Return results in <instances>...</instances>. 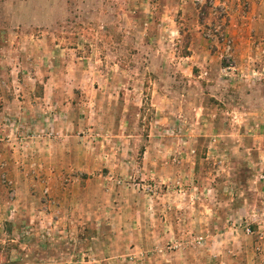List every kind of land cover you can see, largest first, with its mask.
I'll return each mask as SVG.
<instances>
[{"label": "rangeland", "instance_id": "obj_1", "mask_svg": "<svg viewBox=\"0 0 264 264\" xmlns=\"http://www.w3.org/2000/svg\"><path fill=\"white\" fill-rule=\"evenodd\" d=\"M0 264H264V0H0Z\"/></svg>", "mask_w": 264, "mask_h": 264}, {"label": "crops", "instance_id": "obj_2", "mask_svg": "<svg viewBox=\"0 0 264 264\" xmlns=\"http://www.w3.org/2000/svg\"><path fill=\"white\" fill-rule=\"evenodd\" d=\"M184 58H188V55H184ZM20 82H18L19 84ZM36 83H39L41 85V88H38V94H31L27 97L24 96H10L6 97L5 100L2 99L4 103V107L6 108L8 119H10V125L13 124L14 127L19 126L22 130L29 129V125L26 123V119H28V122H33L32 119H37L36 121V127L37 130L43 132L45 128V125H50V123H45V121L50 120L51 118H55V116H59L60 113L57 109H53L51 111H46L48 106H51L52 104L56 102L61 101H67V97L62 98L59 94L60 90L59 87L61 85V82H34L33 85ZM37 86V85H36ZM70 98V96H68ZM70 103V100H69ZM51 114V117H50ZM52 120V119H51ZM36 131V130H35ZM9 145V144H8ZM11 146V145H10ZM60 212V210H59ZM61 221V219H60ZM58 221H54V223H57ZM58 226H56L59 233H62L64 231V223H61ZM23 227H28L27 223ZM55 227V224H54ZM63 227V228H62ZM47 230V227H44V230ZM49 231L51 228H48ZM48 235L51 236V233L48 232ZM41 237L43 239H46L45 235L42 234ZM40 237V238H41Z\"/></svg>", "mask_w": 264, "mask_h": 264}, {"label": "trees", "instance_id": "obj_3", "mask_svg": "<svg viewBox=\"0 0 264 264\" xmlns=\"http://www.w3.org/2000/svg\"><path fill=\"white\" fill-rule=\"evenodd\" d=\"M187 53V52H186ZM186 53H184V55H186Z\"/></svg>", "mask_w": 264, "mask_h": 264}, {"label": "built area", "instance_id": "obj_4", "mask_svg": "<svg viewBox=\"0 0 264 264\" xmlns=\"http://www.w3.org/2000/svg\"><path fill=\"white\" fill-rule=\"evenodd\" d=\"M246 232H248V230H246Z\"/></svg>", "mask_w": 264, "mask_h": 264}]
</instances>
